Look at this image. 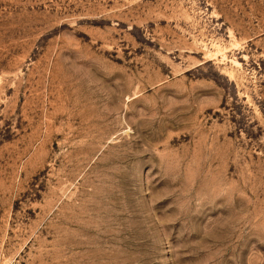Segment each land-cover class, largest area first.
Here are the masks:
<instances>
[{
    "label": "rangeland",
    "instance_id": "374dc122",
    "mask_svg": "<svg viewBox=\"0 0 264 264\" xmlns=\"http://www.w3.org/2000/svg\"><path fill=\"white\" fill-rule=\"evenodd\" d=\"M0 264H264V0H0Z\"/></svg>",
    "mask_w": 264,
    "mask_h": 264
}]
</instances>
